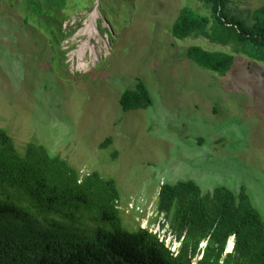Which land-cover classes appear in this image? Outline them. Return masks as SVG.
I'll return each mask as SVG.
<instances>
[{"label": "rangeland", "instance_id": "rangeland-1", "mask_svg": "<svg viewBox=\"0 0 264 264\" xmlns=\"http://www.w3.org/2000/svg\"><path fill=\"white\" fill-rule=\"evenodd\" d=\"M24 2L0 0V129L18 152L42 145L81 177L97 172L113 179L121 226L146 229L171 250L178 244H169L165 217L156 211L161 184L193 181L202 193L216 186L237 193L243 186L264 221V64L235 55L220 77L189 60L190 46L232 53L200 37H172L179 11L208 15L204 4L95 0L90 12L62 23L67 34L56 54L38 26L24 23ZM261 6L264 0H231L229 11L249 24ZM137 79L152 105L124 113L119 97ZM106 138L111 144L99 149ZM30 211L33 230L58 237H86L99 225L95 213L72 227L53 213ZM7 228L26 226L3 220L0 237Z\"/></svg>", "mask_w": 264, "mask_h": 264}, {"label": "trees", "instance_id": "trees-1", "mask_svg": "<svg viewBox=\"0 0 264 264\" xmlns=\"http://www.w3.org/2000/svg\"><path fill=\"white\" fill-rule=\"evenodd\" d=\"M199 1L208 15L188 7L181 9L170 29L172 37H200L210 44L229 46L232 53L190 46L186 50L189 60L220 77L231 70L235 55L264 64V6L252 12L248 24L230 14L231 0ZM94 3L25 0L23 21L38 26L57 54L67 34L62 23L77 12H90ZM118 104L125 113L149 108L152 99L137 79L132 89L121 93ZM110 144L111 138H106L99 149ZM119 199L113 179H104L97 172L81 177L42 145L28 143L20 153L12 138L0 129V225L12 219L26 226L15 232L7 228L5 237H0V264H264V221L243 186L237 193L223 186L202 193L193 181L161 184L156 211L181 240L176 254L146 229L125 230ZM30 207L41 215L53 213L72 227L82 216L95 213L92 220L99 225L86 230V237H58L32 229L35 218ZM200 243L206 245L200 259L194 261Z\"/></svg>", "mask_w": 264, "mask_h": 264}, {"label": "clouds", "instance_id": "clouds-1", "mask_svg": "<svg viewBox=\"0 0 264 264\" xmlns=\"http://www.w3.org/2000/svg\"><path fill=\"white\" fill-rule=\"evenodd\" d=\"M163 234H165L166 235V237H168V238H171L170 239V242H169V244H174V245H176V243L178 244V246L176 247V249L175 250H171V249H169L165 244V246L173 253V254H176L177 252H178V249L180 248V246H181V240H177L176 238H175V236L170 232V230L168 229V227H167V229H166V231L165 232H163ZM156 235V234H155ZM157 236V235H156ZM165 238V237H164ZM163 242V241H162Z\"/></svg>", "mask_w": 264, "mask_h": 264}]
</instances>
